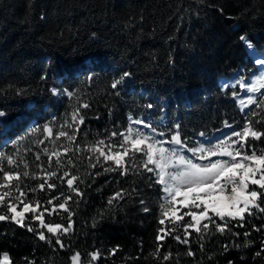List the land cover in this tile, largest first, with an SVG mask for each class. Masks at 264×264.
<instances>
[{
  "label": "trees",
  "instance_id": "trees-1",
  "mask_svg": "<svg viewBox=\"0 0 264 264\" xmlns=\"http://www.w3.org/2000/svg\"><path fill=\"white\" fill-rule=\"evenodd\" d=\"M241 36L261 55L264 0H0V169L20 176L6 182L0 171V184H9L0 194L10 192L0 203L6 217L0 256L8 253L10 264H71L76 253L85 263L93 252V264H264V197L239 219L211 217L196 226L200 231L189 227L186 234L183 225L192 224V217L177 218L189 208L176 203L162 214L165 194L156 171L144 169L143 152L125 156L118 167L90 151L122 153L119 133H126L129 117L149 122L168 139L179 132L186 147L224 126L240 131L250 125L264 133V97L243 115L232 100L238 88L219 87L221 78L257 72ZM125 72L130 75L113 89ZM160 119L165 124L155 126ZM61 130L75 139L59 137ZM244 148L264 154V136L247 139ZM72 176L79 195L68 187ZM45 180L56 187L41 190ZM16 184L25 192L20 200ZM117 192L121 197L109 204ZM64 197L71 199L65 203ZM9 201L18 211L29 205L20 223L12 219ZM59 203L72 214L66 233L69 215ZM41 219L61 228L49 233Z\"/></svg>",
  "mask_w": 264,
  "mask_h": 264
},
{
  "label": "snow or ice",
  "instance_id": "snow-or-ice-1",
  "mask_svg": "<svg viewBox=\"0 0 264 264\" xmlns=\"http://www.w3.org/2000/svg\"><path fill=\"white\" fill-rule=\"evenodd\" d=\"M241 41L247 42L246 36L240 37ZM248 47H252L250 43H248ZM258 64H261L264 66V61L257 60ZM130 73L125 72L123 76H121L119 79L114 80L111 84V87L113 89L118 88V86L123 82L125 77H128ZM238 83H240L238 81ZM244 85L241 84V87ZM249 91H255L256 89L249 88ZM54 94L55 93V90ZM68 96H72V92L67 93ZM235 95V93H234ZM243 103V102H242ZM248 103H253V100L251 97H249ZM82 107H88L87 104L82 105ZM151 107V105H149ZM79 109H76L72 113V119L75 121L78 117ZM0 115H3V113H0ZM79 119L82 121L83 117L80 116ZM131 119V117H130ZM136 123H142L141 121H136ZM71 126V125H69ZM147 127H151L148 125ZM179 126L177 125V128ZM45 132H49L50 129L47 125L44 127ZM155 131V129H153ZM134 132V129L132 127H129L126 130V133H119L120 136L123 137V142L121 143V147L124 149L122 153L117 152L113 155H105L103 151H101L99 148H91L90 151L99 152L101 156H104V159L107 160H114L115 164L120 167L123 163L124 157L128 155H133L136 152H143V155L146 157V160L143 162V167L145 170L149 172H154L158 170V179L157 183L162 185V190L165 193V196L162 198L164 200V203L161 204V210L162 214H167L168 211H173L171 206L175 204L176 198L178 195H182L184 198L183 207L189 208L188 212H184L180 217H178V220H183L184 216H191L192 220L195 223L189 224L185 223L183 227L185 228L186 234L187 229L189 227L196 228L197 225L201 223V218L203 219H209L208 212L209 208L211 207L213 210V213L215 216L220 217L221 220L224 219L225 216H228L230 218H235L236 213L231 210H225L227 208L235 209L238 204H243V208L240 209L241 212L248 211L251 212L250 205L254 207H259L257 204V201L255 198L258 196L264 197V192H258L255 189L249 190V183L247 180V173L250 171L252 176H255L257 173L261 174L260 180H253V184H258L261 189H264V154H258L257 152L253 151L251 154H248L246 152H242L239 149L244 148V144H240L238 149L235 152L228 151L226 147H224L223 142L221 144L214 145L211 148L205 149L204 147H193L190 148L189 151L193 153V155H196L199 153V159H204L205 155L204 153L207 151L211 155H222V156H228L231 159L230 160H216L214 162H211L207 165L195 163L190 159H187L183 155L176 154L173 150V155H169V149H166L163 147V143L161 141H156L154 137H151L147 134L141 133L139 130H135V136L134 138L130 137L132 136ZM118 134L116 132L112 133V136L115 137ZM160 135H163V133H160ZM59 137L67 136V139L69 141H73L75 139L74 135H68L65 131L61 130L58 133ZM233 136L240 137L241 139H245L248 136H251L255 139H260L262 136H264V133L252 130L250 125L246 126L243 130V133L233 132ZM97 143L103 145L104 141H98ZM167 143H173L180 147H184V142L180 139L179 132L172 134L171 141H167ZM233 143H237V141H233ZM130 144L132 146V151L130 152L129 148L126 146ZM138 144L145 145L146 151L137 147ZM223 147V151H218ZM47 149H45V152L47 153ZM64 151L70 152V147H65ZM57 156H59V153H55ZM5 156L4 153H0V159H3ZM173 157L176 162L180 164L179 168H175L174 164L171 163L173 161ZM239 157V159H238ZM51 155L49 156V161H51ZM39 159V156L37 157ZM99 157H97V160ZM7 162L9 165L14 164L15 161L12 159L11 156L7 157ZM247 162H252L250 165ZM57 165L61 164V161L57 159L56 161ZM260 165L257 167L256 165ZM149 165H154L155 168L149 167ZM94 166V165H93ZM173 169V170H169ZM115 169H105V171H110ZM0 171H3V179L4 181L8 182L13 180L14 178L16 180L20 179L19 174H14L11 171H5L3 169H0ZM123 174V173H122ZM23 175L27 177L29 175L28 172H24ZM47 175L49 177H55V172H48ZM69 173L65 172L64 176H68ZM64 177H59V179L63 180ZM78 178L75 176H72L71 179L67 180V184L70 190L77 192L79 195V191L77 188L73 187V181L77 180ZM82 182V181H81ZM45 184H47L49 189H53L56 187L54 183H48L47 180L44 181V183H41L38 185V187L43 190L45 187ZM9 184L4 183L0 184V188H8ZM15 188L18 192H20V196H17L16 199L20 200V197L25 195V192L20 189L19 184L15 185ZM63 195V194H61ZM10 196V192L5 191L2 194H0V203H3L5 201L6 197ZM121 197V193L117 192L113 197H111L108 201L109 204H112L113 201L117 198ZM212 198V199H209ZM54 200H59V197H53ZM71 199V197H64L65 203L67 200ZM191 201L188 203V201ZM207 201V202H205ZM49 204H52V200L48 201ZM65 203H59L58 207L61 209H64V211L68 212L69 215V223L67 228H63V232H68L71 227V212L65 207ZM143 203V201H141ZM224 206L223 208L221 206ZM24 208L28 209L29 205L24 204ZM191 209H202L199 214L197 212L192 211ZM33 212L35 209H31ZM261 211H264V209H260ZM8 211L14 213L12 216V219L16 220L17 223H20L21 220H17L16 217L20 216L21 219H23L22 213H16L15 212V204H13L11 201L8 203ZM145 211H148L147 208H145ZM174 211H179V209H175ZM199 216V218H198ZM6 217L4 215H0V220H4ZM34 219H40V217H33ZM41 225L47 229L49 233L56 234L57 229L61 228L60 224H51V223H45L43 219L40 220ZM214 223V221H211ZM160 224H164V219H161L159 221ZM203 228L206 230L208 228V224H204ZM29 231H34L33 228L29 227ZM174 230V229H173ZM197 231H200L199 228H196ZM217 231L223 233L224 227L217 225ZM160 232H164V229H158V234L156 236V240L160 241L163 239L161 235H159ZM167 234V233H165ZM39 238L41 240H45L46 236L43 232L38 233ZM245 235H248L245 233ZM178 241H180V237H175ZM182 243H188L187 239L181 241ZM57 244H60L61 247H63V244L59 237H57L56 240ZM115 251V250H113ZM157 252H159V247H157ZM189 256L194 255L191 251L187 253ZM92 260H96L98 253L93 252L90 253ZM257 255H260L258 252ZM80 254L76 253L71 257V260L73 261V264H76V262L79 260ZM164 259H169V256H164ZM0 264H10L9 261V255L8 253H3L2 256H0ZM27 264H32V262L28 261Z\"/></svg>",
  "mask_w": 264,
  "mask_h": 264
},
{
  "label": "rangeland",
  "instance_id": "rangeland-1",
  "mask_svg": "<svg viewBox=\"0 0 264 264\" xmlns=\"http://www.w3.org/2000/svg\"><path fill=\"white\" fill-rule=\"evenodd\" d=\"M243 46H244V48L246 50L249 49L247 42L243 41ZM249 55H252V57L254 58V59H252L253 63L254 64L256 63L257 66H258L257 60L264 61V52L262 53L261 56H257L252 51V52H249ZM256 70H258V72L257 73H251L249 77H240L238 74H235L234 76H232L229 79H221L220 80V87H222V89L224 91H227L228 89H234L235 87H238L239 93H237V94H235L233 96V100L235 102H237L238 107H239L240 111L243 114H246V113H248L251 110V107L254 105V103L256 102L255 100L258 97L264 96V68H261V67L258 66V68L256 67ZM238 81L240 83H238ZM241 84H243L244 86L241 87ZM253 87L256 89L255 91H249L248 90L249 88H253ZM55 95L58 96L57 93ZM249 97L252 98L253 103H248ZM3 117H4V115H0V120L3 119ZM129 121H130V126L129 127H132L134 129V132H133L132 136L130 137V139L134 138L135 130H139L141 133H144V134H147V135H149L151 137H154L156 141L164 142L163 143V147H165L166 149H169V155L170 156L173 155V150H174L176 154L183 155L187 159H190V160H192L195 163H196V160H198L199 164H203V165H207V164H209L211 162H214L216 160H230L231 159L228 156L211 155L207 151L204 153L205 158L204 159H199L198 158L199 155H200L199 153H197L196 155H193V153L191 151L182 149L183 147L178 149V148H176L177 147L176 144L167 143V141H171V139L167 140V139H165V135H160V132L158 133L157 131H153L150 127H147L149 125L147 122H143V121L139 120L142 123H136V120H131V119ZM162 124H164V122H162ZM237 132L238 133H243V131H237ZM45 133H46V136L49 137L50 131L49 132H45ZM247 139H252V137L248 136L245 139H241L240 137L233 136L232 130L229 129L228 127H226L219 134H216V135H214V136H212L210 138H206L204 140V142H203V145H199L197 147H201L202 146L205 149H208V148L213 147L214 145L221 144V142H223L224 147H226L228 151L235 152L238 149L239 145L240 144H244ZM253 139H255V138H253ZM233 141H237V143L234 144ZM137 147H139L141 149H145V151H146L145 145H143V144H138ZM242 149L243 148H241L239 150L242 151V152H245V150H242ZM183 151H185V154H181ZM218 151H223V147L221 149H219ZM238 159H239V157H238ZM171 163L174 164L175 168H179L180 167V164L175 161L174 157H173V161H171ZM247 163H249L250 165L252 164V162H247ZM151 166L155 168L154 165H151ZM256 166L259 167L260 165L257 164ZM169 170H173V169H169ZM157 179H158V170H156V180ZM260 179H261V174L260 173H257L255 176H252L250 171H249L247 173V180H248V183H249V190L254 189V186H259L258 184H253L252 181L253 180H260ZM262 182H264V181H262ZM209 199H212V198H209ZM184 202L185 201H184L183 196L182 195H178L177 198H176L175 204L177 203L178 205L183 207V203ZM190 202L191 201L189 200L188 203H190ZM205 202H207V201H205ZM221 207L223 208L224 206L222 205ZM249 207L251 209L253 206L250 205ZM241 208H243V204H238L235 209H230V208L225 209V210L234 211L236 213V216H235V218H230L228 216H225L224 218L231 219V220L241 218L245 213L248 212V211L241 212L240 211ZM193 210H195L197 212V214H199V212L202 209H193ZM28 211H29V208L25 209L24 207L21 208V211H18L17 209H15V212L16 213H22V216L25 213H27ZM13 215H14V213H12V216ZM208 217H210V218L211 217H217L218 219H220V217L214 215L213 210H212L211 207L209 208ZM198 218H199V216H198ZM16 219L17 220H22L20 216H17ZM207 220L208 219L201 218V223H203V222H205ZM1 221L2 220H0V222ZM14 221H16V220H14ZM192 222L195 223L193 220H192ZM58 230L59 229H57V231ZM70 261H71L70 263L73 264V261L72 260H70ZM94 261L95 260H92V258H90L89 261L83 263V262L80 261V258H79V260L76 262V264H93Z\"/></svg>",
  "mask_w": 264,
  "mask_h": 264
},
{
  "label": "bare ground",
  "instance_id": "bare-ground-1",
  "mask_svg": "<svg viewBox=\"0 0 264 264\" xmlns=\"http://www.w3.org/2000/svg\"><path fill=\"white\" fill-rule=\"evenodd\" d=\"M248 51H249V52H252V50H251L250 47H249ZM250 54H251V53H250ZM254 54H255V53H254ZM251 56H252V55H251ZM254 57H255V56H254ZM258 66L261 67V68H264V66H262L261 64H258ZM258 66H257V67H258Z\"/></svg>",
  "mask_w": 264,
  "mask_h": 264
}]
</instances>
